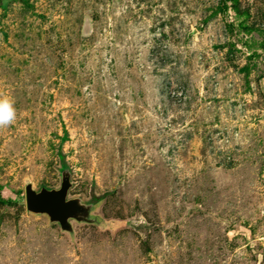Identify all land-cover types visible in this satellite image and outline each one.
Here are the masks:
<instances>
[{
  "label": "rangeland",
  "instance_id": "1",
  "mask_svg": "<svg viewBox=\"0 0 264 264\" xmlns=\"http://www.w3.org/2000/svg\"><path fill=\"white\" fill-rule=\"evenodd\" d=\"M0 92V264H264V0H0Z\"/></svg>",
  "mask_w": 264,
  "mask_h": 264
},
{
  "label": "water",
  "instance_id": "2",
  "mask_svg": "<svg viewBox=\"0 0 264 264\" xmlns=\"http://www.w3.org/2000/svg\"><path fill=\"white\" fill-rule=\"evenodd\" d=\"M65 189L60 190H42L37 193L31 185L26 188V202L31 210L47 211L52 219L59 220L65 226V219L73 215L78 209L76 201H66Z\"/></svg>",
  "mask_w": 264,
  "mask_h": 264
},
{
  "label": "crops",
  "instance_id": "3",
  "mask_svg": "<svg viewBox=\"0 0 264 264\" xmlns=\"http://www.w3.org/2000/svg\"><path fill=\"white\" fill-rule=\"evenodd\" d=\"M86 213H88L87 216H85ZM89 216H91L92 218H89ZM97 218L100 219V221L102 220L104 224H101ZM72 219L91 225H97L100 228H105L110 231L118 229V227H120L122 224V220L112 217H105L100 211H97V208H93L87 205H84L82 207L81 205H79V208L74 211L73 215L67 216L64 220L65 226H63V224L57 219H55L54 221H58L61 225V228L70 232V230L73 229Z\"/></svg>",
  "mask_w": 264,
  "mask_h": 264
},
{
  "label": "clouds",
  "instance_id": "4",
  "mask_svg": "<svg viewBox=\"0 0 264 264\" xmlns=\"http://www.w3.org/2000/svg\"><path fill=\"white\" fill-rule=\"evenodd\" d=\"M15 98L5 92H0V128L12 125L17 116Z\"/></svg>",
  "mask_w": 264,
  "mask_h": 264
},
{
  "label": "bare ground",
  "instance_id": "5",
  "mask_svg": "<svg viewBox=\"0 0 264 264\" xmlns=\"http://www.w3.org/2000/svg\"><path fill=\"white\" fill-rule=\"evenodd\" d=\"M88 213L85 214V216H87ZM71 231V230H70Z\"/></svg>",
  "mask_w": 264,
  "mask_h": 264
}]
</instances>
